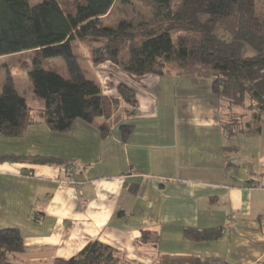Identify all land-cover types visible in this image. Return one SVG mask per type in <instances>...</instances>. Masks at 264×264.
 I'll return each mask as SVG.
<instances>
[{
  "label": "crops",
  "instance_id": "0c3cea01",
  "mask_svg": "<svg viewBox=\"0 0 264 264\" xmlns=\"http://www.w3.org/2000/svg\"><path fill=\"white\" fill-rule=\"evenodd\" d=\"M91 69L104 96L121 84L134 92L135 115L121 124L127 134L116 127L104 138L81 120L67 133L45 124L18 137L0 133V155L56 160L0 161V230L20 232L18 261L53 264L98 241L135 264H264V110L260 134L228 148L226 105L209 80L134 78L109 62ZM217 227L214 241L183 235ZM144 230L156 233V245L139 242Z\"/></svg>",
  "mask_w": 264,
  "mask_h": 264
},
{
  "label": "trees",
  "instance_id": "16d2710c",
  "mask_svg": "<svg viewBox=\"0 0 264 264\" xmlns=\"http://www.w3.org/2000/svg\"><path fill=\"white\" fill-rule=\"evenodd\" d=\"M115 1L85 0L76 5L74 14H67L60 0H0V58L33 54L29 60L0 65L5 74L0 91V133L18 137L35 124L67 133L81 120L96 126L104 138L116 127L127 134V126L121 124L135 115L134 92L121 84L116 96H104L99 85L86 78L72 51L74 42H84L92 67L109 62L134 78L188 75L209 80L212 95L226 105L221 123L228 148L234 147L238 136L260 134L264 13L258 11L255 0H125L148 7L151 18L137 26L122 22L112 28L103 19ZM56 58L63 60L66 75L44 68V61ZM15 69L27 76L28 90L15 88ZM18 160L56 163L42 157L0 155V161ZM221 231L219 227L187 228L183 235L200 243L218 240ZM139 242L156 245L158 236L144 230ZM25 250L18 229L0 230V264H17V256ZM53 264L135 263L116 249L91 241L72 258ZM201 264L226 263L207 258Z\"/></svg>",
  "mask_w": 264,
  "mask_h": 264
},
{
  "label": "rangeland",
  "instance_id": "374dc122",
  "mask_svg": "<svg viewBox=\"0 0 264 264\" xmlns=\"http://www.w3.org/2000/svg\"><path fill=\"white\" fill-rule=\"evenodd\" d=\"M255 1L257 3L258 11H260V13H264V0ZM84 2L85 0H60L61 7L67 14H74L76 5L83 4ZM150 18V10L142 3L138 1L127 2L125 0H116L111 11L104 17L103 24L108 27L117 28L122 22H130L133 26H137L139 24L147 22ZM85 44L86 43L84 42H74L72 44V51L76 54L86 78L91 79V71L93 73V70L91 68L96 67H92L89 62V54L87 46H85ZM92 45L96 46L98 44L92 43ZM32 56L33 54L29 52L3 57L0 58V65H3L7 62L11 63L16 60H29L32 58ZM43 66L45 69H53L57 71V73H59L60 75H66V68L61 58L46 60L44 61ZM12 76L14 86L18 91H26L30 88V81L28 80L27 76L20 70L15 69L12 73ZM4 80L5 74L3 70H0V91L2 85L4 84ZM248 142H250V139H242L239 144L242 150L246 151V153L249 155L251 152L250 144ZM17 264L25 263L21 258V260Z\"/></svg>",
  "mask_w": 264,
  "mask_h": 264
},
{
  "label": "built area",
  "instance_id": "2783aa9c",
  "mask_svg": "<svg viewBox=\"0 0 264 264\" xmlns=\"http://www.w3.org/2000/svg\"><path fill=\"white\" fill-rule=\"evenodd\" d=\"M67 172H69L70 174H76L78 172V168L74 165L69 164L66 168Z\"/></svg>",
  "mask_w": 264,
  "mask_h": 264
}]
</instances>
